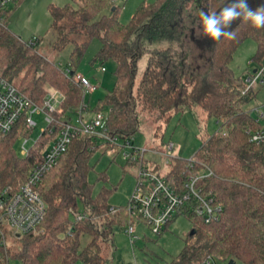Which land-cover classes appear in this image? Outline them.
I'll use <instances>...</instances> for the list:
<instances>
[{
	"label": "trees",
	"instance_id": "trees-1",
	"mask_svg": "<svg viewBox=\"0 0 264 264\" xmlns=\"http://www.w3.org/2000/svg\"><path fill=\"white\" fill-rule=\"evenodd\" d=\"M71 1L48 5L51 47L62 51L72 45L68 66L73 67L74 74L94 38L101 45L93 61L116 62L115 83L96 106V111L109 107L106 127L111 135L126 141L134 137L140 128L138 107L169 120L174 110L199 105L219 124L192 158H175L170 160L169 170H161L177 184L204 171L198 186L221 206L219 218L211 222L193 210L177 213L192 219L195 232L167 264H203L209 257L264 264V145L250 143L246 132L254 124L250 108L257 101L258 90L244 92L246 79L236 76L230 66L235 50L246 38L256 41L254 61L256 65L262 63L264 28L256 29L239 18L226 29L235 33L234 38L222 36L213 41L204 37L201 42H207L210 52L208 66L201 71L191 65L187 57L190 48L182 43L186 37L185 13L193 5L205 13H218L234 0H142L128 23L120 21V7L112 5V0ZM14 6L0 21V52H4L0 71L39 104L48 85L63 91L66 98L55 115L68 120L85 105V89L67 73L68 66H61L39 51L37 43L41 38L30 43L8 28L7 18ZM259 7H264V1L250 9ZM108 8L109 12H105ZM159 41L168 44L152 46ZM178 41L180 51L174 45ZM144 54H148V60L136 86L138 63ZM24 126L20 120L0 138V193L9 185L18 188L25 182L34 164L42 159L44 147L54 138L51 133H42L39 142L23 156L15 145ZM101 140L109 147L113 145L88 134L74 137L59 163L39 185L47 204L43 221L36 231L14 238L20 239V246L0 243V264H10L11 259L21 264H75L77 260L83 264H111L105 250L114 242V226L126 228L134 218L143 220L131 216L127 206L112 213L109 189L102 187L94 194L89 180L90 157ZM143 164H148L145 158L128 161L125 169L132 168L138 175ZM155 169L160 170L158 166ZM83 234L90 236L84 246Z\"/></svg>",
	"mask_w": 264,
	"mask_h": 264
},
{
	"label": "rangeland",
	"instance_id": "rangeland-1",
	"mask_svg": "<svg viewBox=\"0 0 264 264\" xmlns=\"http://www.w3.org/2000/svg\"><path fill=\"white\" fill-rule=\"evenodd\" d=\"M155 1V0H149ZM264 0H246L249 8L263 2ZM71 0H20L7 18L8 28L22 40L40 39L37 43L39 51L48 58L55 60L61 66H68L72 45H68L62 51H56L51 47L52 33L50 24L52 18L48 9L50 3L63 5ZM142 0H114L112 5H118L119 19L123 23H128L132 18ZM185 13V40L183 44L190 48L189 61L198 70L204 71L208 64L210 49L204 35H197L201 29L199 13L201 9L191 6ZM109 12V8L105 10ZM200 40V41H199ZM38 41V40H37ZM200 42V43H199ZM167 42H154L152 46L167 45ZM178 44V45H177ZM101 45L98 38H94L84 57L77 63V72L89 77L95 89L85 93L84 104L87 105L82 111V120L89 121L96 113V106L99 99L104 96L108 89L115 83L116 62L108 59L101 63L93 61V58ZM175 47L180 51V41L175 42ZM257 50V43L252 38H246L235 50L230 66L233 73L247 79L256 67L254 56ZM0 58L4 57V52H0ZM148 54H144L138 63V73L135 85L137 86L143 76ZM73 67L70 66V69ZM57 88L48 85V88ZM58 89V88H57ZM257 101L264 102V85H257ZM60 90V89H59ZM63 92V91H62ZM81 108V107H80ZM78 108V109H80ZM76 109V110H78ZM139 109L140 128L134 137L129 138L133 146L144 150V158L148 163L159 164L162 170H169L171 161L175 158L190 159L201 146L206 137L219 128L216 119L209 117L199 106L184 107L182 110H174L169 120L160 117L159 113H150ZM75 110V111H76ZM107 116L109 107L101 109ZM37 126L25 133L29 137L27 147L34 146V141L38 140L42 134V128L47 126L45 114H34ZM72 122L78 121V115L72 114ZM24 138H18L16 150L21 154V147ZM125 139L119 138L117 143L110 147L102 140L99 146L92 153L90 163L92 165L89 180L94 185V194H97L102 187L110 190L109 205L117 209L129 204L136 184L137 174L134 169L127 168V158L124 154L130 152L132 148L124 146ZM173 143V149L170 144ZM45 149V147H44ZM170 159V163H167ZM106 179L101 178L102 174ZM135 239H132L125 228L115 225L113 233V244L105 250L111 259V264H167L173 256L181 252L185 240L191 236L193 231V221L184 214H176L169 222L167 228L161 233H155L145 221L133 219ZM9 238V244L14 247L20 246V239ZM90 240L88 234L81 237L82 246ZM134 240V241H133ZM217 264H228V260L218 259ZM10 264H21L18 259H11ZM75 264H83L77 260ZM235 264H241L236 262Z\"/></svg>",
	"mask_w": 264,
	"mask_h": 264
},
{
	"label": "built area",
	"instance_id": "built-area-1",
	"mask_svg": "<svg viewBox=\"0 0 264 264\" xmlns=\"http://www.w3.org/2000/svg\"><path fill=\"white\" fill-rule=\"evenodd\" d=\"M18 1L0 0V21ZM34 40L31 39L29 42L32 43ZM255 68L256 71H252L246 79L244 92L255 89L259 84L264 85V60ZM66 71L74 75L75 81L83 86L85 93L95 89L87 75L80 72L74 74L70 66ZM65 98L64 92L51 87L47 89L43 102L39 104L0 71V138L8 135L18 122L23 120L25 126L19 138L24 140L20 150L21 155H28L33 146L27 147L29 137L25 136V132L36 128L37 122L33 116L42 113L45 114L47 122V126L42 128V133L54 135L46 144L42 159L34 164L25 182L18 188L9 185L0 193V243L3 245L9 243L8 233H12V237H20L24 233L36 231L40 226L47 211V204L40 193L39 185L44 175L59 163L74 137L88 134L100 137L111 144L117 143L120 138L108 132L106 116L102 111H96L88 122L83 121L82 111L87 105L73 112L78 115L76 123L72 122L71 118L64 120L56 117L55 114ZM250 113L254 118V124L246 129L248 140L258 146L264 145V102L256 101L251 106ZM38 142L39 139L34 141V145ZM124 146L132 148L130 152L124 154L128 161L144 158L145 149L134 147L128 140H125ZM170 149H173V143L170 144ZM168 162L170 159H167ZM204 173L201 171L197 175H191L182 184H177L169 180L161 170H156L154 165L150 163L141 165L138 169V182L127 205L130 215L147 222L155 233H161L179 211L184 212L187 209L204 217L206 222L217 220L221 206L215 203L212 194L204 195L202 187L197 183ZM110 211L114 213L117 208L110 207ZM125 231L132 239L136 238L133 223H130ZM203 264L217 262L209 257Z\"/></svg>",
	"mask_w": 264,
	"mask_h": 264
},
{
	"label": "clouds",
	"instance_id": "clouds-1",
	"mask_svg": "<svg viewBox=\"0 0 264 264\" xmlns=\"http://www.w3.org/2000/svg\"><path fill=\"white\" fill-rule=\"evenodd\" d=\"M201 29L197 35H204L213 41H218L222 36L234 38L235 33L226 31L231 23L242 18L251 23L256 28H264V7H259L255 11L251 10L246 0H234V2L223 7L218 13H205L200 11Z\"/></svg>",
	"mask_w": 264,
	"mask_h": 264
},
{
	"label": "water",
	"instance_id": "water-1",
	"mask_svg": "<svg viewBox=\"0 0 264 264\" xmlns=\"http://www.w3.org/2000/svg\"><path fill=\"white\" fill-rule=\"evenodd\" d=\"M255 71H256V68L253 69V72H255ZM194 232H195V231H194V229H193L192 233H194ZM228 264H235V262H234L233 259H230V260L228 261Z\"/></svg>",
	"mask_w": 264,
	"mask_h": 264
},
{
	"label": "crops",
	"instance_id": "crops-1",
	"mask_svg": "<svg viewBox=\"0 0 264 264\" xmlns=\"http://www.w3.org/2000/svg\"><path fill=\"white\" fill-rule=\"evenodd\" d=\"M152 165L159 167V164H152ZM160 170H162V168H160ZM163 171H166V170H163Z\"/></svg>",
	"mask_w": 264,
	"mask_h": 264
}]
</instances>
